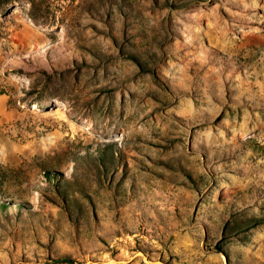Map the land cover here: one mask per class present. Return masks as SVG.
I'll list each match as a JSON object with an SVG mask.
<instances>
[{
  "label": "rangeland",
  "instance_id": "374dc122",
  "mask_svg": "<svg viewBox=\"0 0 264 264\" xmlns=\"http://www.w3.org/2000/svg\"><path fill=\"white\" fill-rule=\"evenodd\" d=\"M0 264H264V0H0Z\"/></svg>",
  "mask_w": 264,
  "mask_h": 264
},
{
  "label": "trees",
  "instance_id": "16d2710c",
  "mask_svg": "<svg viewBox=\"0 0 264 264\" xmlns=\"http://www.w3.org/2000/svg\"><path fill=\"white\" fill-rule=\"evenodd\" d=\"M64 261H70V262H72V260H70V259H66V258H62V259L60 260V262H64Z\"/></svg>",
  "mask_w": 264,
  "mask_h": 264
}]
</instances>
